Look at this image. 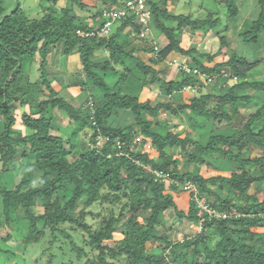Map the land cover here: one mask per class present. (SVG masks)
I'll list each match as a JSON object with an SVG mask.
<instances>
[{"label":"trees","instance_id":"trees-1","mask_svg":"<svg viewBox=\"0 0 264 264\" xmlns=\"http://www.w3.org/2000/svg\"><path fill=\"white\" fill-rule=\"evenodd\" d=\"M4 1L0 229L9 232L0 237V253L16 258L18 250L27 252L50 233L47 264L59 255L64 264L68 248L82 264H264V154L256 152H264V103L253 114L240 111L256 98L245 90L264 97V80H247L264 57L250 61L233 52L218 61L230 42L225 35H219L220 48L214 54L193 44L186 47L185 28L204 38L220 19L174 14L167 0H145L152 11V32L155 28L163 38L159 41L153 32L158 50L151 41L131 36L140 31L131 19L117 22L110 35L101 33L103 9L123 6L126 0H92L100 8L93 7L96 13L88 16L75 10L89 8L84 0H41L49 8L36 19L19 3L7 13ZM221 3L229 18L238 17L237 0ZM257 3L259 16L241 34L244 42L255 45L264 34V0ZM100 51L105 56L97 57ZM58 52L65 58L77 55L79 61L74 82L61 87L49 70ZM150 52L154 56L146 62L143 54ZM172 54L188 57L192 69L211 77L213 93L186 101V93L211 84L184 69L177 79L162 78L154 65ZM37 55L42 58L40 75L31 81ZM231 80L235 83L220 86ZM155 86L171 101H143L144 91ZM187 87L193 89L185 91ZM69 88L88 96L83 105L60 93ZM213 98L220 106L211 110L208 102ZM19 106L26 108L20 117ZM166 113L179 118L185 114L192 130H207L198 139L187 129L174 132ZM62 115L74 126L68 136L58 132ZM217 122L226 123L221 133L215 131ZM145 145L148 151L139 149ZM153 153L159 154L158 160ZM223 166L229 174L219 172ZM16 172L21 173L17 183ZM221 186L228 189L226 194ZM172 192L191 194L188 212L178 208ZM202 202L211 212L200 207ZM168 213L187 221L196 233L173 239ZM100 217L98 225L88 221ZM72 233L80 235L81 244Z\"/></svg>","mask_w":264,"mask_h":264},{"label":"rangeland","instance_id":"rangeland-1","mask_svg":"<svg viewBox=\"0 0 264 264\" xmlns=\"http://www.w3.org/2000/svg\"><path fill=\"white\" fill-rule=\"evenodd\" d=\"M85 3L89 4L88 9H80L78 7L75 8L76 12L81 16H88V15H94L96 13L95 9L93 7H96V3L92 0H84ZM238 5L240 7V14L238 17L235 18H229L227 8L226 6L221 3V0H180L179 5L176 6L178 15H191L194 19H207V18H219L220 24L218 27L211 32H209L206 36H204L203 41L201 42V45H197L198 49L214 54L218 52L220 48V36L219 35H225L230 38V42L228 47L224 50L226 52L225 55H221L218 57V61H223L228 58L229 55H231L233 52H237L241 56L247 57L250 61H259L261 58L264 57V34L260 36L259 43L257 45L255 44H249L243 41V38L241 37V34L248 32L250 29L252 22L257 19L260 12V7L257 3V0H237ZM21 4L22 9L26 12L28 17L31 19L40 18L44 15L45 10L49 8V5L43 4L41 0H5L4 6L6 8L7 13H10L13 11L17 5ZM97 24H100L102 21L100 18L95 19ZM94 22V21H93ZM153 32L155 34V37L162 41L163 38L161 36V33L153 29ZM185 32L188 33V37L186 39V47H189L193 43V36L194 34L187 28H185ZM228 54V55H227ZM57 55V62L53 65H50L49 70L54 76L57 81L55 85L60 86L61 84H69V82H74L76 78V74L78 73L79 69V61L78 56L73 55L69 58H65L61 52H58ZM97 57L105 56V53L100 51L96 53ZM171 58H168L167 60L161 62L158 65H154V67L157 70L161 71L162 78L166 80H174L177 79L180 75V70L184 69L185 67H190L188 65V57H184L181 55L173 54L171 55ZM153 57V53H147L143 54L144 60L150 61V59ZM42 58L40 55L36 56V61L32 66V74H31V81H34L38 78L40 75L39 73V67L41 64ZM249 81L254 80H264V63L262 62L257 68L252 70L249 73L248 79ZM238 81V80H237ZM235 81L231 80L228 81L227 84H220L221 85H232ZM211 85L204 86L201 89L195 88L194 92L186 93L185 100L191 101L193 97H200L201 95H206L208 93H213V86L215 85L214 82L209 83ZM61 87V86H60ZM59 87V88H60ZM223 87V86H222ZM66 91L62 94L64 96H70L75 93V90L73 88L68 89V93L65 94ZM243 93H250L253 95H256V98L254 101H252L248 106H241L240 111L244 115H250L255 113L264 103V97L261 94L256 93L255 91H252L250 89L245 90ZM150 99L153 104H156L158 102H168L171 101L169 97H164L160 94V88L159 86L151 87L149 89H146L142 100H148ZM77 105V102L74 103ZM209 108L211 110L215 109L216 107L220 106L219 101L216 98H213L208 102ZM26 110L24 106L18 107V116L20 117L21 114ZM147 115L144 116V119H147ZM164 118L166 121L169 122V127L174 132H180L182 129H187V132L194 136L195 139H198L202 134L205 133V130L208 126L205 128L192 130L191 127H189L188 119L185 114H181L179 117H173L169 113L164 114ZM62 121L58 123L59 128L58 132L62 135L68 136L74 129V126H71L69 123V120L64 118L62 115ZM213 119L209 120L208 125H212ZM217 129L215 130L216 133H221L226 128L225 122H217ZM17 129H21L25 131V129L18 125L16 126ZM138 139V138H137ZM81 140L85 141L86 137L84 135L81 136ZM140 150L148 151L150 149L149 145L140 146ZM256 152H259L260 154H264L261 150H256ZM152 157L156 160L159 158L158 153H153ZM215 164H218L216 160L213 161ZM182 168L187 167V164L185 161L181 163ZM221 173L223 174H229L227 170L229 168L227 167H221L220 169ZM226 171V172H223ZM15 181L16 183L19 182L21 173L16 172L15 173ZM207 174V172H205ZM220 190L226 194L228 192V189L225 186H221ZM184 198L186 197L187 193L190 197L191 194L189 192H183ZM177 198V196H175ZM1 195H0V211H1ZM96 213H100L98 209H95ZM101 220L100 218L94 219L91 221V218L88 219V221L92 224L98 225ZM166 223L169 227L174 229V234L172 236L173 239H183L186 235H194L196 233V230L192 228L187 221L181 222L177 219L176 216H174L172 213H168L166 216ZM9 230L7 228L0 229V237H4ZM76 241L81 244L80 241V235L74 234ZM18 237V236H17ZM116 238L121 239L122 238V232L116 233ZM18 239H20L18 237ZM50 233H47L43 238L40 239L39 242L33 243L29 246L28 251L24 252L22 249L17 251V257L13 256H7L5 254L0 253V264H47L49 260V253L44 252L49 247V241H50ZM53 251L55 254L59 252L57 244H54ZM89 251V249L87 248ZM67 251V257L64 260V264H82L83 261H79L77 259V256L75 253L70 252L69 248L66 249ZM62 256L59 255V257L56 258L54 264H63Z\"/></svg>","mask_w":264,"mask_h":264},{"label":"built area","instance_id":"built-area-1","mask_svg":"<svg viewBox=\"0 0 264 264\" xmlns=\"http://www.w3.org/2000/svg\"><path fill=\"white\" fill-rule=\"evenodd\" d=\"M103 18L105 20L104 26L101 29L103 35H110L113 31V27L117 22H120L123 19L130 20L137 26L140 31L138 33H131V36L143 42H150L155 46V49L158 50V47L154 41V35L152 32V11L150 6L146 3L145 0H126L123 6L108 5L103 9ZM154 56V54H153ZM188 73L193 75H198L204 79H207L208 83L212 82L211 77L202 75L201 71L197 69H192L191 67H185ZM192 87H187L185 91L191 90ZM193 89V88H192ZM195 89V88H194ZM103 139L100 137L97 145L100 146ZM136 143H140V138L136 139ZM157 176H160L157 173ZM192 188V186H188ZM200 207L205 211H210L208 206L205 203H200ZM211 212V211H210Z\"/></svg>","mask_w":264,"mask_h":264},{"label":"crops","instance_id":"crops-1","mask_svg":"<svg viewBox=\"0 0 264 264\" xmlns=\"http://www.w3.org/2000/svg\"><path fill=\"white\" fill-rule=\"evenodd\" d=\"M180 3V0H167V9L176 14L177 13V8L176 6L179 5ZM96 7L100 8V4L99 3H96ZM184 36L187 38L188 37V33L184 32ZM203 41V38H200L199 36L195 35L193 36V45L197 46V45H201V42ZM198 48V47H197ZM173 55V54H172ZM55 55L52 54V60H53V57ZM172 56H170L169 58H171ZM75 90V93L72 94L70 96H67L68 99H71L73 103H76L77 102V106H81L85 103V101L87 100L88 96L84 93H81L79 92L78 89H73ZM66 91L65 94L68 93V90H60V93H64ZM145 92V91H144ZM144 94V93H143ZM173 196H174V200L178 206V208L181 210V211H185V212H188L189 210V207H190V203H191V197L187 194H186V197L184 198V193H173ZM177 196V198L175 197Z\"/></svg>","mask_w":264,"mask_h":264}]
</instances>
